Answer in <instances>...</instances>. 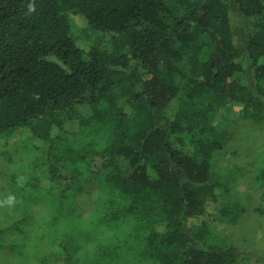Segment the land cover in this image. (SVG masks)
Listing matches in <instances>:
<instances>
[{
	"label": "trees",
	"instance_id": "16d2710c",
	"mask_svg": "<svg viewBox=\"0 0 264 264\" xmlns=\"http://www.w3.org/2000/svg\"><path fill=\"white\" fill-rule=\"evenodd\" d=\"M73 14L102 36L79 44ZM248 121L264 126V0H0V136L42 140L34 178L62 189L59 215L98 186L95 220L134 221L105 237L104 264L120 248L151 264H248L194 223L231 191L224 152ZM74 125L89 142L65 155ZM246 209L231 196L222 213L235 223ZM72 236L56 245L63 262L102 264L80 261Z\"/></svg>",
	"mask_w": 264,
	"mask_h": 264
},
{
	"label": "rangeland",
	"instance_id": "374dc122",
	"mask_svg": "<svg viewBox=\"0 0 264 264\" xmlns=\"http://www.w3.org/2000/svg\"><path fill=\"white\" fill-rule=\"evenodd\" d=\"M72 20L79 44L88 47L102 36L87 29L84 16L73 14ZM242 108L236 106L226 112L237 125L245 120ZM70 131L62 143L64 151H60L65 155H72V149L80 150L89 142L87 130L74 125ZM232 143L224 152L225 171L233 177L231 191L218 200L210 199L194 223L209 224L217 236L244 250L248 264H264V186L258 177L264 165V126L248 121L240 127ZM43 148L42 140L26 130L0 136V264H66L56 252V245L67 233L73 234L70 241L80 261L95 263L102 258L104 264L99 253L105 237L112 229L126 230L134 221L95 220L96 202L101 197L98 186L77 194L74 211L65 210L59 215L62 189L49 180L36 184L34 178L40 172L36 163L43 158ZM48 167L44 165L45 169ZM231 196L238 197L247 207L235 223L222 213ZM68 200L69 197L64 198L65 202ZM139 253L141 249L120 248L112 264H151L141 259Z\"/></svg>",
	"mask_w": 264,
	"mask_h": 264
}]
</instances>
